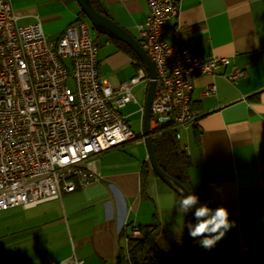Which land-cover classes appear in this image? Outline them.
Instances as JSON below:
<instances>
[{
	"label": "crops",
	"instance_id": "1",
	"mask_svg": "<svg viewBox=\"0 0 264 264\" xmlns=\"http://www.w3.org/2000/svg\"><path fill=\"white\" fill-rule=\"evenodd\" d=\"M97 2L138 38V25L148 12L145 0ZM177 2L178 14L166 23V38L173 40L179 25L181 46L197 56H225L229 61L214 73L193 75L190 105L198 117L190 127L179 129L178 138L191 160L188 175L193 194L199 197L205 187L208 206L225 207L230 221H235L211 249L209 263L264 264V0ZM11 3L21 22L39 19L48 40H56L80 10L75 0ZM95 38L101 77L116 86L135 75L137 67L128 53L108 36ZM232 65L244 75L229 81L222 74ZM138 85L143 98L138 102L132 92L136 112L143 104L147 83L140 81L131 91ZM209 85H214V93L203 95ZM127 145L108 149L88 161L90 171L100 178L63 192L60 198L29 208L11 207L30 213L18 221V232L30 240L48 238L58 230L68 233L72 251L53 261L74 253L83 264H114L130 227L156 219L158 231L148 237V244L167 248L183 229V213L176 209L177 193L154 174L147 154L134 155L126 150ZM144 162L147 175L141 171ZM57 205L61 209L56 210Z\"/></svg>",
	"mask_w": 264,
	"mask_h": 264
},
{
	"label": "built area",
	"instance_id": "2",
	"mask_svg": "<svg viewBox=\"0 0 264 264\" xmlns=\"http://www.w3.org/2000/svg\"><path fill=\"white\" fill-rule=\"evenodd\" d=\"M148 12L138 25V42L156 70L150 106L151 131L168 124L179 129L195 123L192 77L214 73L225 56H197L173 40L166 23L178 14L177 0H145ZM87 19L76 16L56 40H48L39 19L21 22L11 0H0V210L60 198L100 178L88 161L138 138L121 111L135 101L132 86L149 80L140 64L135 75L112 86L98 72V41ZM244 75L234 65L222 74L229 81ZM214 85L202 91L213 94ZM138 111L142 119L143 104ZM129 237L142 232L132 225ZM127 238V237H126ZM72 253L48 264H83Z\"/></svg>",
	"mask_w": 264,
	"mask_h": 264
},
{
	"label": "trees",
	"instance_id": "3",
	"mask_svg": "<svg viewBox=\"0 0 264 264\" xmlns=\"http://www.w3.org/2000/svg\"><path fill=\"white\" fill-rule=\"evenodd\" d=\"M91 3L97 11H104L97 0H91ZM78 15L81 19H87L81 10H79ZM110 39L119 49L125 51L134 59L136 67L141 64L135 53L126 43L117 39ZM167 126V123L162 124L158 129L152 131V143L157 164L166 174L182 184L190 193H193L188 175V169L191 165L189 154L179 144V139L175 136L174 130L169 129ZM194 136L197 138L196 132ZM141 171L143 175H147L146 162L143 163ZM177 198L179 202L181 196L178 193ZM199 202L198 207L203 204H209L205 187L199 196ZM188 222H193L192 211L185 215L183 213V229L179 235L175 236L167 248H163L155 242L151 245L148 244V237L157 234L158 231L156 219L151 223L137 225L142 232V237H129L127 234L125 246L118 247L117 249L114 264H164L168 256L187 233L188 229L184 225ZM202 239L203 237L193 238L186 249L175 258L173 264H210L211 250L200 246L199 242Z\"/></svg>",
	"mask_w": 264,
	"mask_h": 264
},
{
	"label": "rangeland",
	"instance_id": "4",
	"mask_svg": "<svg viewBox=\"0 0 264 264\" xmlns=\"http://www.w3.org/2000/svg\"><path fill=\"white\" fill-rule=\"evenodd\" d=\"M93 35H99L101 39L105 34L97 33L94 29ZM139 85L132 89L138 102H141L143 93L138 90ZM137 105L132 101L121 107V111L127 114V120L130 128L138 134V138L128 142L126 150L133 152L134 155H145L146 150L143 139L140 136L141 116L139 112L134 111ZM183 142V139L180 140ZM58 203L60 200H57ZM39 210V208H37ZM61 209L57 205L56 210ZM30 215L27 211H20V208H8L0 210V264H42L49 260L59 259L61 256L72 251V241L68 233L58 230L48 238L29 239L22 232H18V221L23 217Z\"/></svg>",
	"mask_w": 264,
	"mask_h": 264
},
{
	"label": "water",
	"instance_id": "5",
	"mask_svg": "<svg viewBox=\"0 0 264 264\" xmlns=\"http://www.w3.org/2000/svg\"><path fill=\"white\" fill-rule=\"evenodd\" d=\"M79 9L85 14L87 20L90 22L92 27L95 29L97 33L105 34L106 36L117 39L126 43L132 51L135 53L136 57L139 59L140 63L143 65L147 74L149 76V80L147 82L145 97L143 101V113L141 119V131L140 136L143 139V143L145 146L146 154L148 157L149 164L154 171V173L169 187H171L176 193L180 196L186 197L190 192L179 182L173 179L171 176L166 174L157 164L153 143H152V131L149 127V119H150V106L154 93L155 87V77L156 70L153 62L146 54L144 49L140 46L138 40L134 35H132L129 31L119 25L116 21H114L111 17L108 16L106 11L99 12L97 11L91 3V0H75ZM196 206H193L192 214H193V224L196 223L194 218V212ZM193 237L189 235V232L184 235L181 239L177 247L171 252L168 256L164 264H173L175 258L180 255L191 242Z\"/></svg>",
	"mask_w": 264,
	"mask_h": 264
},
{
	"label": "clouds",
	"instance_id": "6",
	"mask_svg": "<svg viewBox=\"0 0 264 264\" xmlns=\"http://www.w3.org/2000/svg\"><path fill=\"white\" fill-rule=\"evenodd\" d=\"M199 197L189 193L186 197L180 198L177 212L187 214L192 211L193 206L199 205ZM196 223L188 222L184 225L189 235L193 238L203 237L200 246L211 250L225 237L226 233L235 226V221H230L229 212L225 207L216 209L210 208L207 204L196 207L194 212Z\"/></svg>",
	"mask_w": 264,
	"mask_h": 264
}]
</instances>
